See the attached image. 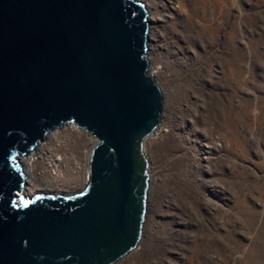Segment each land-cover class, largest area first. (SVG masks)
Masks as SVG:
<instances>
[{
  "label": "water",
  "instance_id": "95a60500",
  "mask_svg": "<svg viewBox=\"0 0 264 264\" xmlns=\"http://www.w3.org/2000/svg\"><path fill=\"white\" fill-rule=\"evenodd\" d=\"M147 19L136 0H0V264H113L138 245L163 103ZM67 124L96 139L87 186L24 197L20 158Z\"/></svg>",
  "mask_w": 264,
  "mask_h": 264
},
{
  "label": "rangeland",
  "instance_id": "374dc122",
  "mask_svg": "<svg viewBox=\"0 0 264 264\" xmlns=\"http://www.w3.org/2000/svg\"><path fill=\"white\" fill-rule=\"evenodd\" d=\"M136 1L163 103L141 238L113 264H264V0ZM51 132L21 157L23 194L77 195L96 139Z\"/></svg>",
  "mask_w": 264,
  "mask_h": 264
},
{
  "label": "bare ground",
  "instance_id": "6f19581e",
  "mask_svg": "<svg viewBox=\"0 0 264 264\" xmlns=\"http://www.w3.org/2000/svg\"><path fill=\"white\" fill-rule=\"evenodd\" d=\"M157 127H158V126H157ZM156 129H157V128H156ZM156 129H155V130H156ZM155 130H154V131H155ZM52 131H53V130H52ZM49 133H50V134H49ZM49 133L46 135V136H47V137H45L46 139H48V138L50 137V135H52V134H56V133H52V132H49ZM152 134H153V133H152ZM152 134H151V135H152ZM45 138H44V139H45ZM34 149H35V148H34ZM33 151H34V150H33ZM33 151H32V152H33ZM20 159H22V158H20ZM21 162H23V160H21ZM26 171H27V170H26ZM23 193H24V192H23V189H22L21 194H22L24 197L29 196V195H27V194H23ZM71 195H73V194H71ZM68 196H70V195H68ZM134 249H135V248H134Z\"/></svg>",
  "mask_w": 264,
  "mask_h": 264
},
{
  "label": "clouds",
  "instance_id": "9594fccd",
  "mask_svg": "<svg viewBox=\"0 0 264 264\" xmlns=\"http://www.w3.org/2000/svg\"><path fill=\"white\" fill-rule=\"evenodd\" d=\"M76 126V125H75ZM27 156V155H26ZM38 194H40V193H37V194H35V195H38Z\"/></svg>",
  "mask_w": 264,
  "mask_h": 264
}]
</instances>
